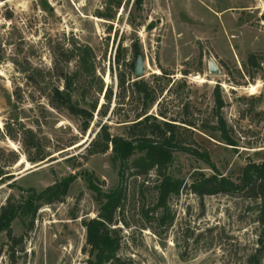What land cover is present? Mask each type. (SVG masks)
I'll return each instance as SVG.
<instances>
[{
	"label": "rangeland",
	"instance_id": "obj_1",
	"mask_svg": "<svg viewBox=\"0 0 264 264\" xmlns=\"http://www.w3.org/2000/svg\"><path fill=\"white\" fill-rule=\"evenodd\" d=\"M66 86L91 113L85 129L52 100ZM165 122L179 144L207 151L234 179L264 160V0H0V211L18 205L10 234L0 230V264H88L84 220L102 199L83 171L105 191L119 182L110 144L97 147L102 125L135 138ZM165 170L183 183L164 205L155 169L126 174L107 224L116 257L101 264H264V197L194 193L193 174L213 169L186 149ZM69 175L61 199L29 203Z\"/></svg>",
	"mask_w": 264,
	"mask_h": 264
},
{
	"label": "trees",
	"instance_id": "obj_2",
	"mask_svg": "<svg viewBox=\"0 0 264 264\" xmlns=\"http://www.w3.org/2000/svg\"><path fill=\"white\" fill-rule=\"evenodd\" d=\"M138 2L141 0H137ZM139 48H134L135 57L139 54ZM255 53L248 54V61L254 62ZM83 59V58H82ZM82 62H84L82 60ZM119 63V58H116ZM121 79L122 77L119 76ZM137 84L139 82H136ZM67 88H55L52 94V100L66 107L70 112L83 117L82 128L88 126L87 115L91 116L90 111L78 105L71 97V92ZM215 88L216 92V114L218 115L219 130L225 131V122L220 113L223 100ZM147 117V114L145 115ZM138 119L137 121H139ZM166 128H160L158 123H154L159 129V134L154 136H139L129 138L121 134L110 133L105 126L102 125L103 142L98 147V150L104 151L110 144L112 150V157L118 161V184L110 189L103 190L94 181L92 172L83 171L84 177L88 182V186L93 189L99 198L102 199L98 212L95 216L84 220L86 228V243L89 245L90 257L88 264H101L105 261L116 257L118 249V240L110 233L107 224L112 223L116 209L121 205L124 196L123 182L126 174L132 170L134 173H147L150 169H155L159 181V201L164 205L166 197L171 193H177L183 183V180L178 177H173L165 170L167 163L172 158V153L177 149H186L197 157L204 160L213 169V172L206 174L203 171H196L190 182L189 189L200 196L204 194H212L222 191L242 190L246 195L251 197H264V160L260 162L250 161L242 169V175L234 179L231 176L223 174L215 166L207 151H200L192 147L183 146L179 144L173 136L171 130V122H165ZM168 132V133H167ZM226 141L232 143V139L226 136ZM95 142V141H94ZM134 151H141L142 153L129 161L130 156ZM74 175H69L64 179L46 186L39 193L30 196V202L33 200H44L51 202L61 199L64 195L67 186L73 180ZM18 205L8 201L2 205L0 211V230L6 229L10 234V222L17 214Z\"/></svg>",
	"mask_w": 264,
	"mask_h": 264
},
{
	"label": "water",
	"instance_id": "obj_3",
	"mask_svg": "<svg viewBox=\"0 0 264 264\" xmlns=\"http://www.w3.org/2000/svg\"><path fill=\"white\" fill-rule=\"evenodd\" d=\"M143 66H144V59H143L142 54L139 53L137 54L134 60V64H133L134 73L136 77H139L143 74V70H144ZM209 67L212 71L217 70V67L215 66L213 62L210 63Z\"/></svg>",
	"mask_w": 264,
	"mask_h": 264
}]
</instances>
